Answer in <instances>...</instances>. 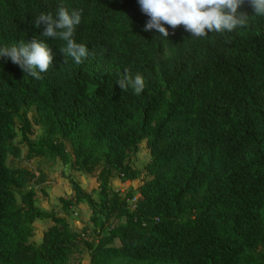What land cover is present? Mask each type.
<instances>
[{"label":"trees","instance_id":"1","mask_svg":"<svg viewBox=\"0 0 264 264\" xmlns=\"http://www.w3.org/2000/svg\"><path fill=\"white\" fill-rule=\"evenodd\" d=\"M61 5L81 14L79 65L35 24ZM147 19L137 0H0V45L35 39L52 56L40 80L0 57V264H68L80 242L65 215L79 204L96 233L88 264H264V17L202 38L145 32ZM125 69L143 76L139 95L117 83ZM21 146L95 173L97 189L69 178L61 211L40 209L35 173L12 163ZM143 173L137 197L110 188ZM38 219L51 224L34 244Z\"/></svg>","mask_w":264,"mask_h":264},{"label":"clouds","instance_id":"2","mask_svg":"<svg viewBox=\"0 0 264 264\" xmlns=\"http://www.w3.org/2000/svg\"><path fill=\"white\" fill-rule=\"evenodd\" d=\"M245 0H137V4L148 19L142 25L145 32L153 31L168 38L169 28L182 25L191 37H205L209 33L232 32L247 25L249 16L264 17V0H247L252 13L241 10ZM45 24L43 35L57 37L61 50L66 57L79 65L89 56L88 47L75 39L77 25L81 23V14L58 6L54 12H42L35 24ZM167 25L168 27H166ZM0 57L10 58L13 64L21 67L27 75L36 80L49 69L52 56L48 46L38 40L20 41L0 45ZM123 90L131 89L139 95L145 88L144 78L140 74H131L127 69L116 79Z\"/></svg>","mask_w":264,"mask_h":264},{"label":"rangeland","instance_id":"3","mask_svg":"<svg viewBox=\"0 0 264 264\" xmlns=\"http://www.w3.org/2000/svg\"><path fill=\"white\" fill-rule=\"evenodd\" d=\"M33 112L29 113L30 118ZM40 134L37 126H34V137ZM18 139H15L17 141ZM69 150V148H67ZM26 147L21 146V153L18 159L13 160L14 165L28 168L35 173L36 179L31 186L36 190L35 204L42 210L61 211V202L59 198L69 200L72 197V191L69 186L68 179L75 180L80 187L86 192H94L97 189V181L95 173H82L72 170L70 164H62L59 160H51L45 157H34L32 159L25 158ZM149 161V152L145 142L139 144L138 151L131 156L130 163L133 167L143 169ZM43 177V181L40 178ZM146 179L143 173L141 177L134 181L121 182L117 177L110 180V188L112 190L127 191L132 190L137 197V188ZM90 209L86 204H79L69 209L65 215L69 225L79 233V249L70 257L68 264H88L89 257L84 250L83 242H90L95 238V230L89 222ZM51 224L49 219H38L33 222L34 233L30 241L39 244L42 233ZM115 244H118L115 241Z\"/></svg>","mask_w":264,"mask_h":264}]
</instances>
